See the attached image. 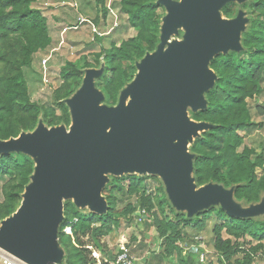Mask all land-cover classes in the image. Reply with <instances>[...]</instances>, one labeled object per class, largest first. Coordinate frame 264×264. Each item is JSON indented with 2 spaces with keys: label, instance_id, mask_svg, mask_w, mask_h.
Listing matches in <instances>:
<instances>
[{
  "label": "trees",
  "instance_id": "16d2710c",
  "mask_svg": "<svg viewBox=\"0 0 264 264\" xmlns=\"http://www.w3.org/2000/svg\"><path fill=\"white\" fill-rule=\"evenodd\" d=\"M157 1L119 0L113 4L127 17L128 28L135 35L118 46L111 43L108 49L95 54L92 62L86 60L82 66L65 62L53 103L41 105L31 100L24 70L33 64L37 53L51 44L46 18L35 7L37 0H0V141L32 132L40 121L46 127H68L70 115L65 100L80 87L86 69H99L102 64L104 72L95 80V87L103 93L105 105H116L120 92L136 74L135 64L155 51L159 43L165 12ZM95 4L105 19L106 0H95ZM238 10L246 12L249 20L241 34L243 50L219 54L210 62L209 68L217 80L205 93L207 107L189 116L211 127L194 140L189 152L194 156L192 177L197 187L213 183L225 189L234 188V200L247 207L259 203L264 195L263 156L255 155L253 148L242 147L239 135L262 126L252 120L247 100L260 94L264 78V0H248L241 6L229 3L221 14L234 18ZM255 108L256 114L264 115V108ZM33 170V161L24 154H0V223L18 209ZM148 178L158 185L153 194L147 192ZM102 195L107 212L101 216L80 210L71 201L63 203L64 220L58 229V241L65 253L64 264H93L84 237L108 236L119 227L120 219L128 225L138 219L152 220L146 223L162 241L163 257L175 255L180 264H200L198 258L193 260L191 256L192 252L201 251V235L206 237V248L215 254L218 264H254L256 258L264 261V216L236 219L219 206H211L189 218L172 208L156 177H112ZM133 198L134 203L117 208L123 200ZM164 207L170 209L171 216L164 212ZM185 249L190 254L188 259L182 258ZM113 256L106 261H112Z\"/></svg>",
  "mask_w": 264,
  "mask_h": 264
},
{
  "label": "water",
  "instance_id": "95a60500",
  "mask_svg": "<svg viewBox=\"0 0 264 264\" xmlns=\"http://www.w3.org/2000/svg\"><path fill=\"white\" fill-rule=\"evenodd\" d=\"M247 1L158 0L165 12L159 43L135 64L136 74L116 105L102 104L104 95L95 87L102 64L86 69L80 87L65 100L68 127L40 121L32 132L0 141V154L21 153L34 164L18 209L0 223V251L25 264H60L63 203L104 215L108 175L157 177L172 207L189 218L210 206L236 219L264 215V200L242 207L233 198L234 188L197 187L188 149L211 127L189 116L207 107L205 93L217 80L210 62L243 50L246 12L225 18L221 10ZM179 32V39L172 38Z\"/></svg>",
  "mask_w": 264,
  "mask_h": 264
},
{
  "label": "rangeland",
  "instance_id": "374dc122",
  "mask_svg": "<svg viewBox=\"0 0 264 264\" xmlns=\"http://www.w3.org/2000/svg\"><path fill=\"white\" fill-rule=\"evenodd\" d=\"M94 1L95 0H70L71 2L70 10H72L71 14L73 15V21L70 20V22L77 25L78 24L77 18L79 16H82L78 14L80 12L83 13L81 6L86 5L85 12H90L91 9L88 7L86 2L93 4ZM118 2L119 0H106V7L108 6L107 13H106L107 15L104 21L101 22V24L103 25H101L99 28L96 27V25H94L93 17L88 18V20H90L91 24L93 25L92 29H95L98 32L102 33V36L100 38H103V42H104L103 45H98V43H95L96 39L95 41H91V37L93 34L91 28H89L90 33H87L85 31V28L83 27V26L89 27L90 25L88 24L77 25L76 29L78 27H82L80 31H73V29H69L68 31L66 28L70 26H66V27L60 26L58 28V30L60 31V34H57L53 28V31L50 33L52 36L50 46L45 51L37 53L35 56V57H39L41 60L46 59L49 62V63L47 62V67H46L47 76L45 77L48 80L49 85H47L48 83L45 84L43 82V77L45 73H44V69H42L41 67V63H40V66L37 64V58L35 59L34 63L29 68L24 70L25 77L27 78V81H28V87H29L30 96H31L32 101L37 102L41 105H50L53 103L54 91L61 83L60 70L64 66L65 62L70 61V62L77 63V65L82 66L86 60L89 62H92L94 55L100 53L103 49H108L111 43H114L118 46L122 42L126 41L128 38L135 35L134 30L131 28H128L127 19H126L127 17L121 12L120 8L117 5H116L117 6L116 8L112 7L113 4H117ZM111 14L115 16L116 20H114V16H112ZM75 16H77L76 19H74ZM46 18L47 20H50L49 17H46ZM95 18L98 20L99 17H97L96 15ZM101 18L102 16L99 19ZM116 24L117 26L115 27ZM63 29H66L68 33L66 34L67 31L64 32ZM83 32L86 33L87 37L85 38L84 37L85 34H82L80 38L81 43L78 41L75 43H69L67 41L70 39L71 41H75L76 39H78L76 34L83 33ZM180 37H181V33L179 32L177 36H173L172 38L179 39ZM89 42L91 44L93 43L91 46L95 47V49H93L92 47H84V44H87V43L89 44ZM260 88H261L260 94L253 100H247V102L250 108L252 120L256 122L257 124L258 123L261 124L262 126L260 128L251 129L247 133L239 132V135H241L243 139L241 146L242 147L247 146V147L253 148L255 151V155L261 154L264 160V115L262 116V115L256 114V110H255L256 105L264 108V78L260 84ZM102 104H104V101L102 102ZM190 113L191 112L189 111V114ZM191 145L192 144L188 145V149L190 148ZM258 172L259 174L262 173V171H258ZM143 177H154V176L145 175ZM111 178L112 176L108 175L109 181ZM146 186L148 188L147 192L152 193V194L158 188L157 183L150 178L146 179ZM261 200H264V195L262 196L260 201ZM2 201H3L2 182L0 181V202ZM126 203H134V198L123 200L121 203H119V206H117V208L124 207ZM83 211L89 212L87 209H83ZM164 212L168 214L169 216H171L170 209L168 207H164ZM181 213H185V212H181ZM263 216L264 215H259L258 217H263ZM258 217H255V218H258ZM146 222H152V220L149 219ZM146 222L144 221L142 222L141 220L138 219V220L133 221L131 225H128L125 223L124 219H120L119 227L112 234L108 236H104V237H98V238H92L91 235L90 236L87 235L86 237H84L83 242H84L85 248L89 252V258L92 259V261L94 262L93 264H104V262L108 260L110 256L115 255L119 244L122 242H126L127 246L130 249H131V245L133 244L138 245V246L136 245L137 250H140V253L142 254L141 256H144L145 254V257H143V260H142V264H180L177 256L175 255H173L170 258L163 257L162 241L157 236L155 229L152 226H150L149 223H146ZM223 236L224 238H226L225 235ZM200 238L202 241H200L199 239L197 240H199L198 247L200 248L201 251L198 254L196 253V251L192 252L191 258H193V260H196L198 258L200 264H208V262H212L213 264H218L215 254L211 251V249L208 248L207 250L206 248V244H205L206 237L204 235H201ZM189 255L190 254L187 253V249H185L184 252L182 253V258L184 257L185 259L186 258L188 259ZM2 256H4V252L0 251V264H4L3 263L4 261L1 258ZM64 256H65V253H64ZM64 256L60 264H64V259H65ZM134 264H138V263L134 262ZM254 264H264V261L260 260L259 258H256Z\"/></svg>",
  "mask_w": 264,
  "mask_h": 264
},
{
  "label": "crops",
  "instance_id": "0c3cea01",
  "mask_svg": "<svg viewBox=\"0 0 264 264\" xmlns=\"http://www.w3.org/2000/svg\"><path fill=\"white\" fill-rule=\"evenodd\" d=\"M94 2H93V4H90L89 2H86L87 5H88V7L91 9L90 12H85L86 5L85 6L82 5L81 8H82L83 13L80 12L78 15H82V16H84L86 18L93 17L94 18V21H93L94 25H96V27L99 28L101 25H103V24H101V22L104 21V19L103 18L99 19L101 16L99 15V13L97 11L96 4ZM70 3H71L70 0H37V3L35 5H37L38 7L37 6H35V7L37 9L40 8L39 10L43 14V16H45V18L46 17H49V19H50V20H47V18H46L47 24H48V28H49V34L53 31V28H54V31L57 34H60V31L58 30V28L60 26H65V27L66 26H70V27H72V26L75 25L74 23H71L70 22V20L73 21V15L71 14V11L72 10H70L71 9L70 8L71 7V4ZM96 15H97V17H99L98 20L95 18ZM76 17L77 16H75L74 19H76ZM49 21H51V22H49ZM74 22H75V20H74ZM52 23H53V25H52ZM83 27L85 28V31L87 33H90L89 32L90 26L89 27L83 26ZM81 28L82 27H78L76 30L73 29V31H80ZM68 31L66 32V34L68 33ZM82 34H85L84 35L85 38L87 37L86 36V33L83 32V33L76 34V36H77L78 39H76L75 41H71V39L70 40H67V41L69 43H75L77 41L80 42V40H81L80 38H81V35ZM89 35H88V37H89ZM50 37H52L51 34H50ZM67 37H68V35H67ZM68 39H69V37H68ZM95 43H98V45H103V43H104L103 42V38H96ZM92 44L89 42V44L88 43L87 44H84V47H92L93 49H95V47L91 46ZM75 46H77V45H75ZM35 56L33 58V63H34L35 59L37 58V64L40 66L41 59L39 57H35ZM39 59H40V61H39ZM136 245L137 244L131 245L130 252H131V255H132L133 259H134V262H137L138 264H142V260H143V257H145V254H144V256H141L142 254L140 253V250H137V246L138 245L137 246Z\"/></svg>",
  "mask_w": 264,
  "mask_h": 264
},
{
  "label": "built area",
  "instance_id": "2783aa9c",
  "mask_svg": "<svg viewBox=\"0 0 264 264\" xmlns=\"http://www.w3.org/2000/svg\"><path fill=\"white\" fill-rule=\"evenodd\" d=\"M111 15L114 16L113 14H111ZM114 20H116L115 19V16H114ZM77 23H78L77 25H82V24H88V25H90V28H91L92 33H93L92 34V37H91V41H94L96 38H100L102 36V33L101 32H98L97 30L92 29L93 28V25L91 24L90 20H88V18H84L82 16H79L77 18ZM76 26L67 27L66 29L67 30H69V29H76ZM116 26H117V24L115 25V27ZM66 29H63V31L64 32L67 31ZM47 62L48 61L46 59L41 60V67H42V69H44V73H45L44 74V77H43V82L45 84L48 83L47 85H49L48 80L45 78L47 76L46 75ZM141 213L143 214L144 212H141ZM1 258L4 261L3 262L4 264H23L20 261L16 260L15 258L7 255L6 253H4V256H2ZM105 263H107V264H134V259H133L132 255H131L130 248L127 246L126 242L120 243L119 246H118V249H117V251L115 253V255L113 256V260L110 261V262L105 261Z\"/></svg>",
  "mask_w": 264,
  "mask_h": 264
},
{
  "label": "clouds",
  "instance_id": "9594fccd",
  "mask_svg": "<svg viewBox=\"0 0 264 264\" xmlns=\"http://www.w3.org/2000/svg\"><path fill=\"white\" fill-rule=\"evenodd\" d=\"M106 10H107V7H106Z\"/></svg>",
  "mask_w": 264,
  "mask_h": 264
},
{
  "label": "bare ground",
  "instance_id": "6f19581e",
  "mask_svg": "<svg viewBox=\"0 0 264 264\" xmlns=\"http://www.w3.org/2000/svg\"><path fill=\"white\" fill-rule=\"evenodd\" d=\"M23 264H25V263H23Z\"/></svg>",
  "mask_w": 264,
  "mask_h": 264
}]
</instances>
